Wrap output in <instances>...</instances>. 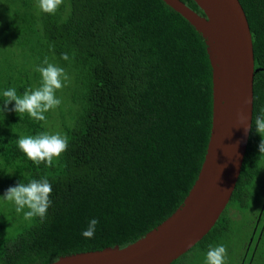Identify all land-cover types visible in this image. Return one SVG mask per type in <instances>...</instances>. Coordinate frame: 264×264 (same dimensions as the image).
I'll use <instances>...</instances> for the list:
<instances>
[{"label":"trees","instance_id":"obj_1","mask_svg":"<svg viewBox=\"0 0 264 264\" xmlns=\"http://www.w3.org/2000/svg\"><path fill=\"white\" fill-rule=\"evenodd\" d=\"M182 1L204 15L195 0ZM240 2L259 69L256 116L264 109V0ZM207 47L203 34L165 0H63L55 14L41 11L37 0H0V107L7 88L23 94L40 85L35 68L45 57L70 77L56 91L62 103L45 113L46 122L0 108V191L45 176L53 187L43 220H25L14 203L0 216V264H48L73 253L124 247L183 204L211 135L213 67ZM45 131L66 134L69 141L52 167L34 163L17 143L19 136ZM260 137L252 125L226 208L181 257L195 247L206 253L230 231L238 215L230 209L227 214L230 205L247 208L259 200L250 223L244 221L256 226L244 241V251L256 247V254L245 264H264V180L256 179ZM91 218L99 223L94 236L85 238Z\"/></svg>","mask_w":264,"mask_h":264},{"label":"water","instance_id":"obj_2","mask_svg":"<svg viewBox=\"0 0 264 264\" xmlns=\"http://www.w3.org/2000/svg\"><path fill=\"white\" fill-rule=\"evenodd\" d=\"M165 1L203 34L213 67L212 128L198 178L183 204L144 237L48 264H171L209 232L232 196L249 144L259 70L246 12L240 0H195L204 15L182 0Z\"/></svg>","mask_w":264,"mask_h":264},{"label":"clouds","instance_id":"obj_3","mask_svg":"<svg viewBox=\"0 0 264 264\" xmlns=\"http://www.w3.org/2000/svg\"><path fill=\"white\" fill-rule=\"evenodd\" d=\"M63 0H37V6L41 11L48 14H55ZM62 59L68 60L67 53L61 54ZM40 73L41 83L38 87H28L23 94H18L17 89L9 87L3 91V111L11 110L18 113L21 117L27 113L30 118L36 121L47 120L45 113L57 108L62 100L56 96V91L62 89L70 80L69 75L63 67L51 63L47 57L44 58L41 65L35 68ZM15 102L12 109L7 106ZM241 119L247 117L241 112ZM252 125L255 131L262 137L259 143V151L264 156V109L260 114L253 116ZM247 130V129H246ZM19 149L37 165L46 163L48 167L53 166V159L60 157L68 148V137L61 132L49 133L40 132L36 135L19 136L17 141ZM53 191L52 184L45 176L40 179H29L27 183L18 182L10 186L0 198L12 202L15 205V211L23 213L25 220H32L39 217L43 220L53 201L50 196ZM27 209V211H25ZM98 218H91L88 226L82 231L85 238H92L98 225ZM227 247L224 244L209 246L206 255V264H226Z\"/></svg>","mask_w":264,"mask_h":264},{"label":"rangeland","instance_id":"obj_4","mask_svg":"<svg viewBox=\"0 0 264 264\" xmlns=\"http://www.w3.org/2000/svg\"><path fill=\"white\" fill-rule=\"evenodd\" d=\"M5 4H9V1H4ZM262 137L259 138V142L261 141ZM257 180H264V156H261L260 162H259V169L256 176ZM255 182V181H254ZM259 184L255 182V185ZM254 193L259 196L257 192V186L253 188ZM5 191H0V196H3ZM259 200H251L250 207L241 206L240 204H232L228 208L227 214L230 211H236L238 215L235 216V218L232 219L231 222V229L230 231L224 232L221 235L220 240H218L215 244V246L219 244H224L227 247V258H226V264H245V261L247 260L248 263L251 262V257L253 258V255L256 254V247L253 248L252 252L249 253V249L244 251V246H246L247 242L244 243V241H247L249 239L250 231L251 229H256V226L252 227V224L245 225L244 221H248L250 223V220L247 219V217L252 219V212L254 210H257L259 208V204H257ZM12 202H8L2 198H0V216L2 214H6L11 212V206ZM261 208V207H260ZM11 216H15L14 213L10 214ZM257 217H255V223L257 221ZM254 221V220H253ZM258 224V223H257ZM256 224V225H257ZM264 221L261 220L259 223V227L263 226ZM255 225V224H254ZM250 226V227H249ZM16 227V226H15ZM255 231V230H254ZM252 233V232H251ZM249 241V240H248ZM247 248V247H246ZM251 251V249H250ZM206 255L207 252H201L199 247L193 248L190 252L186 254V256H183L180 258L178 264H206Z\"/></svg>","mask_w":264,"mask_h":264}]
</instances>
